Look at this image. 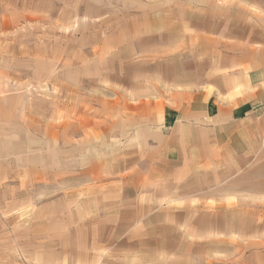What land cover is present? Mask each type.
<instances>
[{"label":"rangeland","instance_id":"1","mask_svg":"<svg viewBox=\"0 0 264 264\" xmlns=\"http://www.w3.org/2000/svg\"><path fill=\"white\" fill-rule=\"evenodd\" d=\"M258 67L264 0H0V264H264L263 141L135 170L167 94Z\"/></svg>","mask_w":264,"mask_h":264},{"label":"crops","instance_id":"2","mask_svg":"<svg viewBox=\"0 0 264 264\" xmlns=\"http://www.w3.org/2000/svg\"><path fill=\"white\" fill-rule=\"evenodd\" d=\"M224 75L223 86L178 89L157 105L148 138L136 144L135 170L141 182L167 181L173 190L194 174L217 169L225 155L234 168H240L236 162L242 159H253L256 144L264 142V67Z\"/></svg>","mask_w":264,"mask_h":264}]
</instances>
